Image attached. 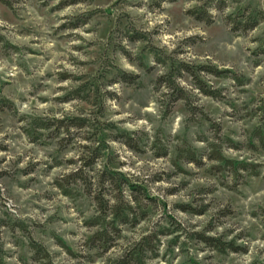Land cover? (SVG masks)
<instances>
[{
	"label": "rangeland",
	"instance_id": "rangeland-1",
	"mask_svg": "<svg viewBox=\"0 0 264 264\" xmlns=\"http://www.w3.org/2000/svg\"><path fill=\"white\" fill-rule=\"evenodd\" d=\"M104 170L145 218L100 254L85 222ZM149 234L147 264H264V0H1L0 264H43L35 244L51 264H107Z\"/></svg>",
	"mask_w": 264,
	"mask_h": 264
},
{
	"label": "trees",
	"instance_id": "trees-1",
	"mask_svg": "<svg viewBox=\"0 0 264 264\" xmlns=\"http://www.w3.org/2000/svg\"><path fill=\"white\" fill-rule=\"evenodd\" d=\"M1 1V0H0ZM193 13V17H195L198 20L204 21L205 19L209 20V16L206 15L205 11L199 9V13L196 14V12H191ZM192 15V14H191ZM206 17V18H205ZM206 21V20H205ZM250 25L248 29H251L257 25V22H250ZM209 71V70H207ZM213 73V72H210ZM217 73V72H215ZM168 85L171 86L172 88L175 87L173 81H169ZM198 88L206 95L209 97H215L214 92H211L210 90H207L204 85H199ZM177 99H184L181 97H178ZM81 123L78 122V124H73L74 127H82L83 126V121L78 120ZM231 145V143H230ZM211 154L208 156L209 160H213L217 162L219 165H221L220 168L225 169L228 168L233 171L234 176L238 175V171H248L249 168H252L254 171V175H257V172H255V166H250L248 164H239L238 162L226 159L224 156H222L220 150L216 148L214 145L211 144ZM90 150L87 148V151ZM177 157L180 159L182 156L184 160L189 161L190 163H194L196 165L201 164V160L199 155L190 150H182L178 149L177 150ZM93 158L90 162L87 161H82L81 160V165L80 169L76 170L75 172L71 173L67 177L64 178V182H58V187L62 191V193L65 196L70 197L72 189L69 188V183L70 180L72 182H77V181H83V184L85 183L83 178H79L81 175V169L83 167H89L91 168L92 165L94 164L95 159H98L99 155L97 154L96 151L93 152ZM95 184L98 187V194L94 197L95 201L98 206V213L99 215L96 218H92L91 220H88L85 222V226L92 228V227H97L98 230L94 232L90 238H88L86 244L90 249L97 250L98 253L104 254L107 253L110 248L112 247L113 243L115 242L114 239L118 238H111L110 235L112 233L119 232V228L123 225L130 226L131 228H134L139 221L143 220L145 218V214H140V206H141V200L135 197L129 198V201H125L122 199V187L123 185L127 186V189L129 190L130 194L132 195L133 193L136 192V187L135 185L130 184L127 182V180H123V176L120 174H111L109 171L104 170L100 172L96 177H95ZM90 185V184H89ZM116 188L119 196L115 197L116 201L113 202V204H109L108 200H104V193L107 188ZM145 193V192H144ZM146 201H149V198L145 194ZM140 214V215H139ZM204 241H207L205 239ZM154 243V244H153ZM160 245V240L157 238L154 234H149V235H144L138 240L130 243L123 253L118 256L117 258L113 260H108L107 264H147L148 259H153L157 257L156 249ZM221 245V243L219 244ZM35 255L37 256L38 259L43 260V264H51L50 259L48 254L44 251V249L41 246L34 245L33 246ZM218 251L223 252L225 248L220 249V246H217L216 248Z\"/></svg>",
	"mask_w": 264,
	"mask_h": 264
}]
</instances>
